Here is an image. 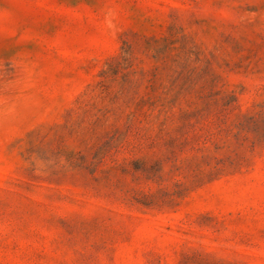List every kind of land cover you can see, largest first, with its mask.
Segmentation results:
<instances>
[{"label":"rangeland","instance_id":"rangeland-1","mask_svg":"<svg viewBox=\"0 0 264 264\" xmlns=\"http://www.w3.org/2000/svg\"><path fill=\"white\" fill-rule=\"evenodd\" d=\"M0 264H264V0H0Z\"/></svg>","mask_w":264,"mask_h":264}]
</instances>
